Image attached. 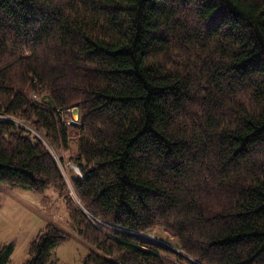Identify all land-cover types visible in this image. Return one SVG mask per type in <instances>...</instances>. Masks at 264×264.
<instances>
[{
    "label": "trees",
    "instance_id": "16d2710c",
    "mask_svg": "<svg viewBox=\"0 0 264 264\" xmlns=\"http://www.w3.org/2000/svg\"><path fill=\"white\" fill-rule=\"evenodd\" d=\"M0 185L53 189L81 264H264V0H0Z\"/></svg>",
    "mask_w": 264,
    "mask_h": 264
},
{
    "label": "rangeland",
    "instance_id": "374dc122",
    "mask_svg": "<svg viewBox=\"0 0 264 264\" xmlns=\"http://www.w3.org/2000/svg\"><path fill=\"white\" fill-rule=\"evenodd\" d=\"M35 100L37 97H34ZM64 114L69 121H78L79 114ZM56 160L58 157L53 152ZM59 162V160H58ZM62 173L69 190V197L73 203L79 205L70 187V177H81L79 168L72 164H61ZM69 170L73 174L69 175ZM64 201L58 197L51 188L43 194L0 185V247L11 244L13 252L9 264H23L27 259V249L31 241L36 237L46 224H52L64 232L69 241L57 246L53 250V259L57 264H81L84 257L92 250V247L82 241L73 229ZM83 211L84 209L81 208ZM87 216L91 218L86 211ZM142 241L163 247L176 254L182 253L174 245V241L166 231L161 228L154 229L147 234L138 235Z\"/></svg>",
    "mask_w": 264,
    "mask_h": 264
},
{
    "label": "water",
    "instance_id": "95a60500",
    "mask_svg": "<svg viewBox=\"0 0 264 264\" xmlns=\"http://www.w3.org/2000/svg\"><path fill=\"white\" fill-rule=\"evenodd\" d=\"M78 114V109L77 108H73L71 111V115H77ZM76 122H72V124H75Z\"/></svg>",
    "mask_w": 264,
    "mask_h": 264
}]
</instances>
